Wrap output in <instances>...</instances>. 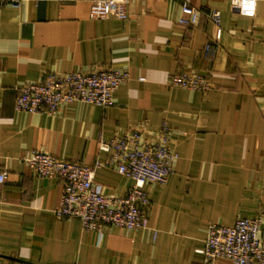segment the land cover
<instances>
[{"label": "crops", "instance_id": "obj_1", "mask_svg": "<svg viewBox=\"0 0 264 264\" xmlns=\"http://www.w3.org/2000/svg\"><path fill=\"white\" fill-rule=\"evenodd\" d=\"M185 2L199 10L194 24L178 22ZM88 7V0H22L18 7L0 0V172L7 174L0 264H204L211 221L257 214L264 242V0H130L125 19H92ZM215 9L218 41L209 17ZM107 65L130 73L110 106L65 102L54 114L14 107L17 88L47 72ZM181 70L205 75L210 88L171 85ZM163 121L179 157L165 184L144 185L151 228L98 231L56 217L60 178L39 176L20 158L40 149L104 162L109 152L99 139L136 126L152 139ZM94 179L111 195L132 184L114 165L97 167Z\"/></svg>", "mask_w": 264, "mask_h": 264}, {"label": "built area", "instance_id": "obj_2", "mask_svg": "<svg viewBox=\"0 0 264 264\" xmlns=\"http://www.w3.org/2000/svg\"><path fill=\"white\" fill-rule=\"evenodd\" d=\"M22 0H1L18 7ZM236 3V0H231ZM88 16L92 19L113 15L125 19L130 0H88ZM199 10L183 3L181 24L198 21ZM214 26L213 40L221 37V13L210 12ZM209 49V45H205ZM130 79L126 69L113 66H94L86 70L47 72L39 82L25 83L17 88L14 107L19 111L54 114L65 102L82 101L107 107L112 105L116 89ZM169 83L182 88L205 91L210 83L205 75L196 71H176ZM143 135L140 126L129 133L99 139L98 148L109 152L106 161L84 163L58 157L40 149H25L20 158L39 176L60 178V198L54 208L56 217H75L85 229L101 231L106 225L120 226L128 230L151 228L149 223L150 200L145 183L165 184L173 171V163L179 157L171 147L170 127L163 121L151 133ZM102 165H114L122 175L132 180L123 195L103 193L94 179L95 169ZM7 177L0 172V182ZM262 215L238 217L232 224L211 221L200 252L204 264H216L217 258H226L232 264H263L264 242L260 238ZM153 237L156 229H152Z\"/></svg>", "mask_w": 264, "mask_h": 264}]
</instances>
